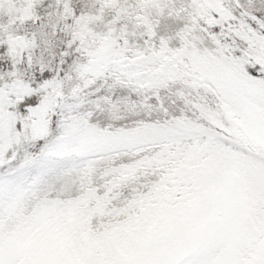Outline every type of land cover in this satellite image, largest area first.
<instances>
[{
  "label": "snow or ice",
  "instance_id": "6c2138e0",
  "mask_svg": "<svg viewBox=\"0 0 264 264\" xmlns=\"http://www.w3.org/2000/svg\"><path fill=\"white\" fill-rule=\"evenodd\" d=\"M0 264H264V0H0Z\"/></svg>",
  "mask_w": 264,
  "mask_h": 264
}]
</instances>
